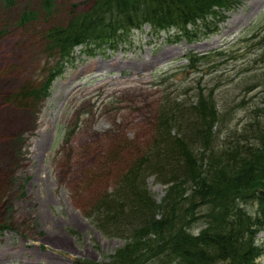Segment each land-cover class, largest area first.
I'll return each mask as SVG.
<instances>
[{"label":"rangeland","instance_id":"1","mask_svg":"<svg viewBox=\"0 0 264 264\" xmlns=\"http://www.w3.org/2000/svg\"><path fill=\"white\" fill-rule=\"evenodd\" d=\"M92 3L57 0L51 14L44 0L0 3V264L108 263L124 241L89 222L78 193L93 172H118L114 152L127 159L147 150L166 101L190 106L212 95L220 145L251 136L247 122L263 120L264 0H238L218 31L193 40L171 41L146 24L116 49L77 47L49 95L24 106L21 89L58 60L44 33ZM27 11L38 18L21 24ZM150 188L160 201L167 185L151 179ZM252 191L242 204L254 213L264 190ZM257 243L264 264V230Z\"/></svg>","mask_w":264,"mask_h":264},{"label":"trees","instance_id":"2","mask_svg":"<svg viewBox=\"0 0 264 264\" xmlns=\"http://www.w3.org/2000/svg\"><path fill=\"white\" fill-rule=\"evenodd\" d=\"M18 1L0 3L11 7ZM56 1L44 0L48 14ZM237 1L93 0L87 10L46 30L43 38L58 60L17 98L24 106L39 104L77 47L87 54L116 49L146 24L155 33H169L171 41L193 40L199 30L204 35L218 31L223 10H232ZM37 18V12L27 11L20 23ZM220 117L212 95L201 93L190 106L166 101L146 151L127 159L116 151L111 162L118 172H93L84 179L78 193L84 198L83 215L106 237L124 241L106 264H256L262 254L257 236L264 230V196H258L254 213L242 203L252 190H264V115L247 122L254 128L251 136L222 145ZM151 179L167 185L160 201Z\"/></svg>","mask_w":264,"mask_h":264},{"label":"water","instance_id":"3","mask_svg":"<svg viewBox=\"0 0 264 264\" xmlns=\"http://www.w3.org/2000/svg\"><path fill=\"white\" fill-rule=\"evenodd\" d=\"M260 194H261L262 196H264V191H260Z\"/></svg>","mask_w":264,"mask_h":264}]
</instances>
